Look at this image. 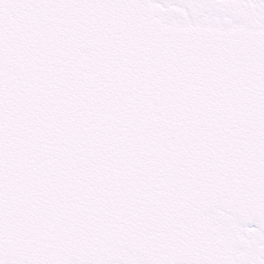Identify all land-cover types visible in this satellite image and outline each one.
<instances>
[{
  "label": "snow or ice",
  "instance_id": "6c2138e0",
  "mask_svg": "<svg viewBox=\"0 0 264 264\" xmlns=\"http://www.w3.org/2000/svg\"><path fill=\"white\" fill-rule=\"evenodd\" d=\"M0 264H264V0H0Z\"/></svg>",
  "mask_w": 264,
  "mask_h": 264
}]
</instances>
